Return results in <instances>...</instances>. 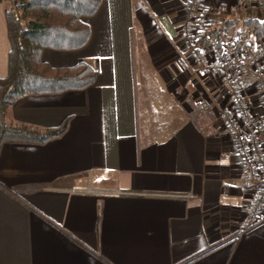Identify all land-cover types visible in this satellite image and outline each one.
I'll list each match as a JSON object with an SVG mask.
<instances>
[{"label": "crops", "instance_id": "crops-1", "mask_svg": "<svg viewBox=\"0 0 264 264\" xmlns=\"http://www.w3.org/2000/svg\"><path fill=\"white\" fill-rule=\"evenodd\" d=\"M189 1L102 0L86 45L42 51L54 67L86 61L99 75L11 108L10 125L70 120L45 144L2 146L0 264H264V224L228 241L252 192L220 118L230 87L188 43ZM4 3L0 77L11 48ZM247 93L257 100L253 84Z\"/></svg>", "mask_w": 264, "mask_h": 264}, {"label": "trees", "instance_id": "trees-1", "mask_svg": "<svg viewBox=\"0 0 264 264\" xmlns=\"http://www.w3.org/2000/svg\"><path fill=\"white\" fill-rule=\"evenodd\" d=\"M101 1L0 0V5L11 3L5 12L11 44L8 73L0 77V153L5 143L45 144L67 131L70 117L59 126L42 131L25 124L10 125L8 116L15 102L26 95L85 89L96 82L99 70L88 62L54 67L43 60L42 51L75 50L86 45L91 35L86 18L97 12ZM193 3L190 0L188 6ZM239 3L229 8L230 15L237 17H214L212 26L200 35L198 42L208 45L214 37L219 50L222 39L234 31L246 39L264 40V18L252 6L256 3L264 8V0H239ZM239 25L244 30H238Z\"/></svg>", "mask_w": 264, "mask_h": 264}, {"label": "built area", "instance_id": "built-area-1", "mask_svg": "<svg viewBox=\"0 0 264 264\" xmlns=\"http://www.w3.org/2000/svg\"><path fill=\"white\" fill-rule=\"evenodd\" d=\"M193 1L188 6L185 21L188 43L197 47L195 54L202 69L219 73L222 81L230 87L231 107L222 109L220 118L236 143L246 173V186L252 192L247 215L228 240L234 241L264 224V40L256 42L242 37L238 32H230L222 39L219 50L214 37L208 45L198 42L200 35L212 26L213 18L229 16L230 10L228 6L222 5L215 13L209 0ZM215 48L218 50L217 55L208 56V50ZM250 84L256 88L255 101L247 93ZM257 104L262 107L263 113L257 111ZM82 191L95 194L122 193L91 187Z\"/></svg>", "mask_w": 264, "mask_h": 264}, {"label": "rangeland", "instance_id": "rangeland-1", "mask_svg": "<svg viewBox=\"0 0 264 264\" xmlns=\"http://www.w3.org/2000/svg\"><path fill=\"white\" fill-rule=\"evenodd\" d=\"M212 2H213V8H214V12L215 13H217L218 12V8H219V6H222V5H225L224 3L222 4V3H220L219 5L218 4H215V0L213 1L212 0ZM235 2H237L238 4H237V6L238 5H240V3H239V0H235ZM211 3V2H210ZM215 4V5H214ZM4 5H5V7L7 6V7H10L11 6V3H8V2H5L4 3ZM236 5V4H235ZM226 6H228L229 8H230V6L229 5H226ZM252 6H254L255 8H256V11H257V14L260 16V17H262V18H264V8L263 7H260V5H257L256 3H252ZM237 17V15L235 14V15H230V16H224V17H228V18H231V17ZM218 17V16H217ZM244 30V27L242 26V25H239L238 26V30ZM246 30V29H245ZM234 32H236V31H234ZM237 33V32H236ZM217 53H218V50L215 48V49H213V50H208V56H210V57H213V56H215V55H217ZM214 73V72H213ZM220 75V74H219ZM256 91V88H255V86H254V92ZM230 107V105L228 106V108ZM225 108H227V107H225Z\"/></svg>", "mask_w": 264, "mask_h": 264}]
</instances>
